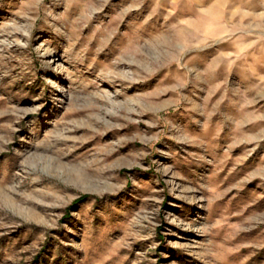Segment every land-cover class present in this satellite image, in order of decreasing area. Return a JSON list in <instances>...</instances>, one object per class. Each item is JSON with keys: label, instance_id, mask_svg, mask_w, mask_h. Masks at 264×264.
<instances>
[{"label": "rangeland", "instance_id": "rangeland-1", "mask_svg": "<svg viewBox=\"0 0 264 264\" xmlns=\"http://www.w3.org/2000/svg\"><path fill=\"white\" fill-rule=\"evenodd\" d=\"M0 264H264V0H0Z\"/></svg>", "mask_w": 264, "mask_h": 264}]
</instances>
